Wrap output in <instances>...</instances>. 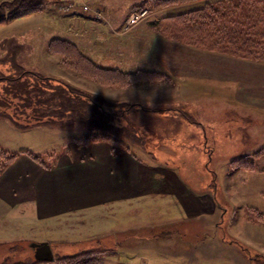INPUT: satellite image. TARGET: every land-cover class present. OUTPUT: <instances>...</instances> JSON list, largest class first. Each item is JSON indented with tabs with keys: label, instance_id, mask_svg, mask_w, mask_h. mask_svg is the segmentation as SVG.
<instances>
[{
	"label": "rangeland",
	"instance_id": "1",
	"mask_svg": "<svg viewBox=\"0 0 264 264\" xmlns=\"http://www.w3.org/2000/svg\"><path fill=\"white\" fill-rule=\"evenodd\" d=\"M7 1L0 0V5ZM218 1L199 0L150 10L146 6L148 0H48L42 11L0 23V76H17L29 70L58 78L111 103H133L149 111L176 115L171 118L161 114L162 118H171L167 121L169 125H165L164 120L152 122L148 119L151 115L139 111L133 118L144 127L139 133L145 143L128 144L143 158L154 157L176 165L192 186L197 188L201 183L205 193L210 192L205 188L209 182L216 183L218 207L210 216L161 227L155 223L160 221L158 214L172 210L169 203L107 209L101 216L85 219L73 229V236L88 241L54 240V262H38L33 240L0 239V264H66L59 259L84 251L95 252L105 264L103 257L107 254L97 253L103 249L111 251L108 264L130 263L133 257L141 258L143 264H257L249 254L258 252L264 260V223L252 213L257 210L264 215V61L183 43L172 34L166 18L192 6L206 2L214 5ZM136 3H144L140 10L148 12L130 26L129 16L140 11L133 7ZM55 39L73 41L96 58L99 55L115 58L118 66L124 67L125 62L133 65L129 66L133 69L135 66L156 69L165 78L126 86L98 82L68 68L60 54L50 52L49 43ZM111 65L112 62L107 66ZM205 75L226 82L224 85L216 82L226 93L212 97L199 93L196 82ZM5 82L0 81V96L4 85L9 84ZM197 100L205 102L194 106ZM176 101H187V109L205 105L189 115L186 108H179L182 106L168 109L152 104H176ZM200 115L207 120L213 118V124L199 128L195 122L190 126L183 123L184 117L196 121ZM8 122L0 117V146L33 151L50 164L57 154L70 147L74 137L84 133L79 124H67L64 128L40 125L21 130L12 123L8 127ZM202 130H206L208 140L202 139ZM253 153L260 155L253 161V170L231 164ZM3 160L5 155H0V163ZM20 232L38 239L47 234L40 227ZM229 246H233L230 252Z\"/></svg>",
	"mask_w": 264,
	"mask_h": 264
},
{
	"label": "crops",
	"instance_id": "2",
	"mask_svg": "<svg viewBox=\"0 0 264 264\" xmlns=\"http://www.w3.org/2000/svg\"><path fill=\"white\" fill-rule=\"evenodd\" d=\"M88 55L99 63L103 62L105 66L110 65V62L113 66H118L115 58L111 59L105 55H99L96 58L92 53ZM123 63L124 67L119 66L124 69L151 70L135 65L133 69L129 67L133 65ZM188 81L190 82V79ZM198 81L195 88L199 90V93L209 97L216 96L217 93L220 95L226 93L225 90L222 91L221 86L216 85L217 81L221 85L226 82L216 81L215 77L205 75ZM225 89H227L226 86ZM186 102L176 101V104L174 102L173 104L152 102V104L161 105L160 108L176 109L182 106L179 108L187 109ZM198 102L205 101H194V106H200ZM165 103H168V106ZM203 105L205 104H201L200 108L187 109L186 114L191 115L194 110H202ZM143 112L152 116V118L148 117L150 121L155 122V120L162 119L165 125H169L167 121L176 117V115L170 116L160 110L145 109ZM184 113L182 112L183 115ZM161 114L171 118H162ZM209 119L212 120H207L202 115L197 116L196 121L186 117L182 118L186 126L195 122L199 128H204L205 125L211 126L213 124L211 121L214 119ZM7 126L12 127L11 122ZM206 134V130H202L203 140L204 138L208 140ZM70 144L66 151L55 156L51 164L42 159L51 168L44 166L26 153H22L2 170L0 174V237L2 236L0 239L2 241L7 239L6 241L15 242L19 239L20 241L28 239L36 243L47 242L53 251L54 240L64 241L63 243L88 241L86 238L73 236V229L77 224H82L85 219H95L97 215L101 216L107 209L133 204L169 203L172 205V210L168 212L165 210L158 214L160 221L155 225L161 227L210 216L218 208L216 183L209 182L205 188H208L210 192L205 193L201 183L197 188L192 186L183 177L178 167L167 161L164 162L154 157L146 159L132 146L126 149L106 141L88 144L73 141ZM35 227L44 228L47 234L38 239L20 232L21 229L25 231ZM51 234L54 237H49ZM69 234H72L71 239H68ZM92 237H97V235ZM232 249L233 246H229V252ZM103 250L107 256L111 252L110 249ZM34 256L36 258V250ZM107 256L103 257L105 264L109 263ZM131 260L134 261L115 264H143L141 258L133 257Z\"/></svg>",
	"mask_w": 264,
	"mask_h": 264
},
{
	"label": "trees",
	"instance_id": "3",
	"mask_svg": "<svg viewBox=\"0 0 264 264\" xmlns=\"http://www.w3.org/2000/svg\"><path fill=\"white\" fill-rule=\"evenodd\" d=\"M148 1L146 6L150 10H156L199 0ZM47 2L48 0L4 2L0 5V23L34 11H42ZM133 7L140 10L145 5L136 3ZM166 18L170 21L172 34L183 43L244 59L264 61V0H219L214 5L206 2ZM48 49L60 54L68 68L111 86H126L138 81L165 78L161 72L155 70H129L119 66L101 65L77 43L66 39L53 40ZM0 81L9 83L4 85L0 96V117L8 119L18 129L27 130L40 125L64 128L67 124H79L84 133L74 137V141L80 144L106 141L129 149L128 143H145L144 137L139 133L144 127L133 118L136 113L145 110L144 106L127 102L111 103L102 97L84 93L58 78L29 70H23L17 76H0ZM0 150V155H5V160L0 163V174L22 153L51 168L41 156L30 150L10 151L2 146ZM259 156V153L245 155L231 164L253 170V161ZM252 213L256 220L264 223L263 214L257 210ZM97 253L103 255L106 252L101 250ZM95 255L93 251H84L61 257L59 261L66 264H102L103 261ZM249 258L257 264H264L260 252L249 254Z\"/></svg>",
	"mask_w": 264,
	"mask_h": 264
},
{
	"label": "water",
	"instance_id": "4",
	"mask_svg": "<svg viewBox=\"0 0 264 264\" xmlns=\"http://www.w3.org/2000/svg\"><path fill=\"white\" fill-rule=\"evenodd\" d=\"M33 248L36 250V258L38 260L50 262L54 260V254L47 242L34 243Z\"/></svg>",
	"mask_w": 264,
	"mask_h": 264
},
{
	"label": "built area",
	"instance_id": "5",
	"mask_svg": "<svg viewBox=\"0 0 264 264\" xmlns=\"http://www.w3.org/2000/svg\"><path fill=\"white\" fill-rule=\"evenodd\" d=\"M84 9H85L86 11L89 10L87 6H85ZM146 12H148L147 9H145V10L143 9V11L140 10V11L133 12V13L129 16V18H128V20H127V24L130 25V26H133V25L137 24V23L139 22V20L142 18V16H143Z\"/></svg>",
	"mask_w": 264,
	"mask_h": 264
}]
</instances>
